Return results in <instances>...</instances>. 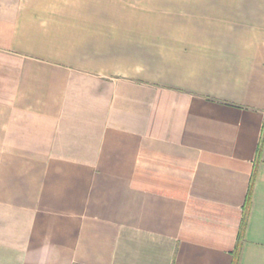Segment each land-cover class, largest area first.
<instances>
[{"label": "crops", "instance_id": "1", "mask_svg": "<svg viewBox=\"0 0 264 264\" xmlns=\"http://www.w3.org/2000/svg\"><path fill=\"white\" fill-rule=\"evenodd\" d=\"M0 264H264V0H0Z\"/></svg>", "mask_w": 264, "mask_h": 264}, {"label": "trees", "instance_id": "2", "mask_svg": "<svg viewBox=\"0 0 264 264\" xmlns=\"http://www.w3.org/2000/svg\"><path fill=\"white\" fill-rule=\"evenodd\" d=\"M260 148H261V145H259V151H260ZM243 226H244V223H242V225H241V231H240V233H239V238H238V241H237V247H238V244H239V242H240V240H241V238H242V228H243Z\"/></svg>", "mask_w": 264, "mask_h": 264}]
</instances>
